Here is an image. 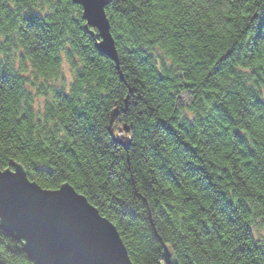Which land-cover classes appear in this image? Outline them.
Segmentation results:
<instances>
[{
  "label": "trees",
  "instance_id": "1",
  "mask_svg": "<svg viewBox=\"0 0 264 264\" xmlns=\"http://www.w3.org/2000/svg\"><path fill=\"white\" fill-rule=\"evenodd\" d=\"M49 2L3 6L17 50L0 59V169L68 183L134 264H161L164 246L179 264H264V0H110L118 67L79 5ZM0 249L32 264L1 228Z\"/></svg>",
  "mask_w": 264,
  "mask_h": 264
},
{
  "label": "water",
  "instance_id": "2",
  "mask_svg": "<svg viewBox=\"0 0 264 264\" xmlns=\"http://www.w3.org/2000/svg\"><path fill=\"white\" fill-rule=\"evenodd\" d=\"M71 1L81 7L85 27L96 29L103 39L97 44L98 49L118 67L104 11L110 0ZM117 116L115 108L109 132L116 143L127 149L129 139L114 134ZM123 130L128 133L127 126L123 125ZM0 228L22 242L32 264H134L114 225L82 194L68 183L56 189L42 188L29 180L16 162L0 169ZM161 264H179L166 246Z\"/></svg>",
  "mask_w": 264,
  "mask_h": 264
},
{
  "label": "clouds",
  "instance_id": "3",
  "mask_svg": "<svg viewBox=\"0 0 264 264\" xmlns=\"http://www.w3.org/2000/svg\"><path fill=\"white\" fill-rule=\"evenodd\" d=\"M4 5H10L12 8H15L17 4H16V0H0V59H3L5 58L6 55L10 54L6 52V49L11 48L13 52L17 50L13 47V44L15 43V41L11 38L12 33L9 31L8 20L5 19V9L3 7ZM61 7H64L62 0H61V3H57V0H50L48 4L44 5L45 11L52 12V13H55L56 9L61 8ZM25 75H27V73H25ZM181 95L184 97V99H188L185 93H181ZM181 111L185 112L189 119H192L193 115L195 114L186 108L181 109ZM129 135H131V133ZM189 143H191V141H189ZM193 146L195 147V145ZM180 150L183 151L182 147ZM192 162L195 163L196 161L193 160ZM88 191H89V194L94 199H97L100 201H103L105 196L107 195L106 192L96 190L92 187H89ZM253 211H259L261 213V215L258 216L257 219L260 220L262 223H264V209L253 208ZM248 218L251 219V217H248ZM2 250L3 249H0V251Z\"/></svg>",
  "mask_w": 264,
  "mask_h": 264
},
{
  "label": "rangeland",
  "instance_id": "4",
  "mask_svg": "<svg viewBox=\"0 0 264 264\" xmlns=\"http://www.w3.org/2000/svg\"><path fill=\"white\" fill-rule=\"evenodd\" d=\"M63 75H64V80L67 83L70 80V78H71V74L66 70V68H64V74ZM115 123H116V120L113 123L114 134L117 135V136H121L122 134H124L126 136L128 133L123 130V126H121V125L117 126V125H115Z\"/></svg>",
  "mask_w": 264,
  "mask_h": 264
},
{
  "label": "bare ground",
  "instance_id": "5",
  "mask_svg": "<svg viewBox=\"0 0 264 264\" xmlns=\"http://www.w3.org/2000/svg\"><path fill=\"white\" fill-rule=\"evenodd\" d=\"M81 11H82V9H81ZM106 15V14H105ZM109 23V22H108ZM92 29H94V28H92ZM94 30H96V29H94ZM109 32H110V30H109ZM110 35H111V33H110ZM95 37H98V39H99V41H97V43H96V46H97V44L99 43V42H101L103 39L101 38V37H99V34H98V31L96 30V32H95ZM113 41H114V39H113ZM114 47H115V45H114ZM102 51V50H101ZM103 52V51H102ZM116 56H117V53H116ZM116 108V107H115ZM114 108V109H115ZM117 109V108H116ZM118 110V109H117ZM112 112V111H111ZM110 116H111V114H110ZM118 116H119V111H118ZM118 116H117V118H118ZM116 118V119H117ZM115 119V120H116ZM109 123H110V121H109ZM108 129H109V127H108ZM129 129H128V134L126 135V137L129 139V141L131 140L130 139V135H129ZM122 135H124V134H122ZM124 148V147H123ZM125 149V148H124ZM128 149V148H127ZM127 149H125V150H127ZM47 189V188H46ZM128 254V253H127ZM129 257V256H128ZM130 259V258H129ZM131 260V259H130Z\"/></svg>",
  "mask_w": 264,
  "mask_h": 264
}]
</instances>
